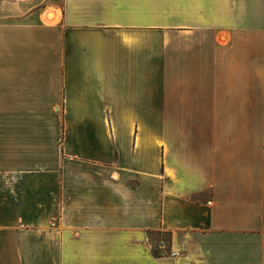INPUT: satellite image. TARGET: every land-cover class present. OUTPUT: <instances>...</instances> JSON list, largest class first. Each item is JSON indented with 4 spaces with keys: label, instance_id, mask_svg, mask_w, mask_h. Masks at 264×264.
I'll return each instance as SVG.
<instances>
[{
    "label": "crops",
    "instance_id": "0c3cea01",
    "mask_svg": "<svg viewBox=\"0 0 264 264\" xmlns=\"http://www.w3.org/2000/svg\"><path fill=\"white\" fill-rule=\"evenodd\" d=\"M262 123L264 0H0V264H264Z\"/></svg>",
    "mask_w": 264,
    "mask_h": 264
},
{
    "label": "rangeland",
    "instance_id": "374dc122",
    "mask_svg": "<svg viewBox=\"0 0 264 264\" xmlns=\"http://www.w3.org/2000/svg\"><path fill=\"white\" fill-rule=\"evenodd\" d=\"M262 133H264V123L261 124ZM149 242L151 249H158L160 252L165 253L168 250V239L169 234L165 231H161L160 233L157 231L150 232Z\"/></svg>",
    "mask_w": 264,
    "mask_h": 264
},
{
    "label": "trees",
    "instance_id": "16d2710c",
    "mask_svg": "<svg viewBox=\"0 0 264 264\" xmlns=\"http://www.w3.org/2000/svg\"><path fill=\"white\" fill-rule=\"evenodd\" d=\"M157 232H161V231H157ZM166 232V231H165ZM166 233H168L169 234V239H168V246H169V242H170V240H171V233L170 232H166ZM152 251H153V253H154V255H156V256H159V255H161L162 254V252H160L158 249H152ZM166 252H168V250H166Z\"/></svg>",
    "mask_w": 264,
    "mask_h": 264
}]
</instances>
